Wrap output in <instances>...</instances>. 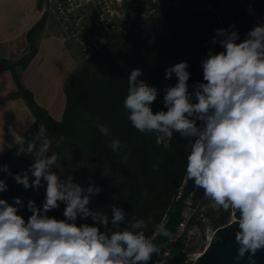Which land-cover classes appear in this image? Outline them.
Returning <instances> with one entry per match:
<instances>
[{
    "label": "clouds",
    "instance_id": "clouds-1",
    "mask_svg": "<svg viewBox=\"0 0 264 264\" xmlns=\"http://www.w3.org/2000/svg\"><path fill=\"white\" fill-rule=\"evenodd\" d=\"M211 43L222 50L208 49L201 61L203 82L192 85V91L187 62L165 70V79L173 74L177 78L174 86L164 89L166 111L153 113L151 105L158 91L139 79V68L130 73L123 106L132 126L140 133H156L157 143L165 150L174 133L186 141V179L203 189L214 210H231L239 229L235 233L237 259L248 254L254 264L256 252L264 249V24L250 29L242 41L234 24L217 29ZM97 127L110 137L108 127ZM10 132L20 152L30 155L33 162L20 173L13 174L8 165H0V172L25 190L39 191L45 182L46 188L41 207L28 200L32 214L27 221L18 214L24 207L22 198L14 197L11 204L0 199V264H149L154 255L162 256L164 245L155 243L157 237L176 239L164 223L146 235L152 217L122 227L128 216L122 207L110 206V220L105 212L90 208L102 188L94 183L84 188L72 177L62 179L53 171L61 157L50 151L46 126L39 125L30 138L23 131ZM109 146L117 155L127 147L119 139H111ZM122 158L127 160L128 155ZM7 190L5 180L0 179V192ZM61 203L65 219L50 217L48 213ZM89 217L92 226H77L78 218Z\"/></svg>",
    "mask_w": 264,
    "mask_h": 264
},
{
    "label": "trees",
    "instance_id": "trees-1",
    "mask_svg": "<svg viewBox=\"0 0 264 264\" xmlns=\"http://www.w3.org/2000/svg\"><path fill=\"white\" fill-rule=\"evenodd\" d=\"M40 4V3H39ZM210 5L221 17L224 28L234 22L238 29L247 30V19L237 6L235 0H181L177 8H169L159 14L142 20L128 31L118 35L107 46L95 52L84 65L78 68L64 85L66 98L65 108L60 120H54L49 113L40 107L30 91L20 83L15 68L26 67L36 53V36L46 22L45 15L27 32L28 48L17 61L10 62L0 59V71L9 70L16 85V94L29 107L34 122L25 132L36 133L39 125L46 126L52 142L51 152L60 155L53 168L62 178L71 175L82 161L87 163V174L74 183L86 188L89 183L102 188V192L92 198L89 205L92 209L105 212L111 219L112 205L122 207L128 214L126 224L138 219L147 221L146 235L151 236L155 226L164 223L174 234L180 222V212L183 201L191 194L190 199H200L204 191L194 186V181L186 179L187 151L186 141L178 133L169 149L157 143L156 133H140L128 120L129 112L123 106L128 94V79L134 69H141L139 79L158 91L156 101L151 105L153 113L164 108V89L174 86L177 78L165 79V70L175 64L188 63L190 79L189 91L196 82H203L201 61L206 58L212 37L219 27L216 14L206 9ZM41 8V4H40ZM215 52H219L215 49ZM103 124L110 129V137H104L97 125ZM63 137V139H61ZM119 139L127 145L120 154L110 148V140ZM127 154L128 159L122 157ZM13 174L27 170L33 159L30 155L20 152L15 146L0 156V165H8ZM61 170V173H60ZM30 181L33 179L29 173ZM0 179L5 180L8 190L0 192V199L10 204L14 197L22 198L24 207L18 212L25 221L32 214L27 209L28 200H33L38 207L44 202L45 187L34 191L25 190L7 173L0 172ZM183 194L177 198L182 190ZM65 205L50 211L48 215L58 220L65 219ZM226 215H221L215 225L225 221ZM77 226L93 225V221L78 218ZM103 231V228H101ZM182 236L176 241H168L157 237L155 243H163L162 256H153L149 264L164 260L165 264H183L186 252L183 250ZM167 254V255H165Z\"/></svg>",
    "mask_w": 264,
    "mask_h": 264
},
{
    "label": "crops",
    "instance_id": "crops-1",
    "mask_svg": "<svg viewBox=\"0 0 264 264\" xmlns=\"http://www.w3.org/2000/svg\"><path fill=\"white\" fill-rule=\"evenodd\" d=\"M40 0H0V59L15 62L27 51V32L42 18ZM77 68L76 56L57 28L45 22L36 36V53L15 74L35 102L54 120H60L66 104L64 85ZM34 117L17 96L9 70L0 71V156L15 147L10 129L23 131Z\"/></svg>",
    "mask_w": 264,
    "mask_h": 264
},
{
    "label": "built area",
    "instance_id": "built-area-1",
    "mask_svg": "<svg viewBox=\"0 0 264 264\" xmlns=\"http://www.w3.org/2000/svg\"><path fill=\"white\" fill-rule=\"evenodd\" d=\"M235 2L247 19L248 29L240 30L234 22L230 25H235L242 41L250 29L264 24V0ZM180 4L181 0H42L41 9L46 20L57 28L62 40L71 42L82 58L88 60L137 22L169 8H177ZM206 9L216 14L218 29L224 28L220 15L210 5H206ZM210 48L222 50L212 43ZM188 222V216L184 215L178 224L179 235Z\"/></svg>",
    "mask_w": 264,
    "mask_h": 264
},
{
    "label": "rangeland",
    "instance_id": "rangeland-1",
    "mask_svg": "<svg viewBox=\"0 0 264 264\" xmlns=\"http://www.w3.org/2000/svg\"><path fill=\"white\" fill-rule=\"evenodd\" d=\"M40 4L42 7V0H40ZM40 11L42 12L41 8ZM46 22L48 21L46 20ZM68 44L72 49L74 55L76 56L77 70L84 65L86 60L82 58L77 48L71 42H68ZM213 51H215V49ZM13 160H15L14 157L8 160L7 164L9 168L13 164ZM87 171V163L85 161H82V163L79 164L75 170L71 171V175L69 177H72L73 180L82 178L88 173ZM61 174L62 178H65V175L63 173ZM180 189L182 190L178 193V196L182 195L184 191L183 186ZM188 197L189 198H186L183 201L184 205L180 212V219H182V217L185 215L188 216L189 222L180 235L178 233L175 235L176 239L179 236H182L184 238V240H181V243L183 242V250L186 252V260L183 264H193L195 257L200 254L208 245V241L212 234V231L217 227V225H226L230 222V220H233V217H231V210L225 211L222 208L219 210H214L211 207L210 200L204 198V194L200 199L196 201L190 199L191 194ZM221 215H226L225 221L215 225L216 219H218ZM176 239H174V241H176Z\"/></svg>",
    "mask_w": 264,
    "mask_h": 264
},
{
    "label": "water",
    "instance_id": "water-1",
    "mask_svg": "<svg viewBox=\"0 0 264 264\" xmlns=\"http://www.w3.org/2000/svg\"><path fill=\"white\" fill-rule=\"evenodd\" d=\"M231 217H233L232 212ZM238 230L234 217L226 225H217L212 231L208 245L195 257L193 264H252L248 254L237 259L239 246L235 242V233ZM253 260L254 264H264V249L258 250Z\"/></svg>",
    "mask_w": 264,
    "mask_h": 264
},
{
    "label": "bare ground",
    "instance_id": "bare-ground-1",
    "mask_svg": "<svg viewBox=\"0 0 264 264\" xmlns=\"http://www.w3.org/2000/svg\"><path fill=\"white\" fill-rule=\"evenodd\" d=\"M210 239V238H209Z\"/></svg>",
    "mask_w": 264,
    "mask_h": 264
}]
</instances>
